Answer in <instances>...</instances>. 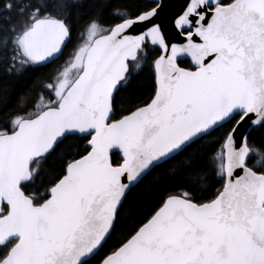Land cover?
Listing matches in <instances>:
<instances>
[{"label": "snow or ice", "instance_id": "1", "mask_svg": "<svg viewBox=\"0 0 264 264\" xmlns=\"http://www.w3.org/2000/svg\"><path fill=\"white\" fill-rule=\"evenodd\" d=\"M169 7L0 0V264H264V0Z\"/></svg>", "mask_w": 264, "mask_h": 264}, {"label": "water", "instance_id": "2", "mask_svg": "<svg viewBox=\"0 0 264 264\" xmlns=\"http://www.w3.org/2000/svg\"><path fill=\"white\" fill-rule=\"evenodd\" d=\"M169 4V9L167 10L168 15L179 12L181 5L184 3V0H166Z\"/></svg>", "mask_w": 264, "mask_h": 264}, {"label": "trees", "instance_id": "3", "mask_svg": "<svg viewBox=\"0 0 264 264\" xmlns=\"http://www.w3.org/2000/svg\"><path fill=\"white\" fill-rule=\"evenodd\" d=\"M57 63H61V61H58ZM52 67H54V66H49L47 68L34 69L32 72V75H40L42 73L49 72V71H51ZM11 83L15 84V80H12Z\"/></svg>", "mask_w": 264, "mask_h": 264}]
</instances>
